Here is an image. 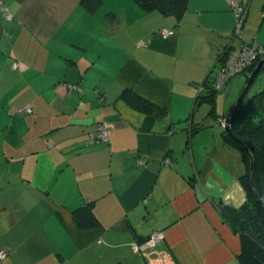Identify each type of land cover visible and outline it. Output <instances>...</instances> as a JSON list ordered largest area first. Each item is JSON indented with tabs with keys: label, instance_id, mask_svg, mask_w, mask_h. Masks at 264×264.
<instances>
[{
	"label": "crops",
	"instance_id": "obj_1",
	"mask_svg": "<svg viewBox=\"0 0 264 264\" xmlns=\"http://www.w3.org/2000/svg\"><path fill=\"white\" fill-rule=\"evenodd\" d=\"M236 1L248 6L245 21H259L239 44L264 43V0ZM5 3L12 19L0 15L1 264H242L219 208L246 201V166L221 138L229 113L218 118V96L216 122L195 112L201 83L239 45L227 0H187L179 21L132 0H102L93 14L79 0ZM162 28L174 33L163 37ZM125 89L163 116L129 105ZM103 122L107 141L97 139ZM25 194L38 202L30 211ZM87 201L98 223L80 228L73 211ZM158 230L155 247L134 249Z\"/></svg>",
	"mask_w": 264,
	"mask_h": 264
},
{
	"label": "trees",
	"instance_id": "obj_2",
	"mask_svg": "<svg viewBox=\"0 0 264 264\" xmlns=\"http://www.w3.org/2000/svg\"><path fill=\"white\" fill-rule=\"evenodd\" d=\"M132 1H134L141 9L145 11L158 10L163 15L173 16L177 21L183 17L187 6V0ZM79 3L88 13L93 14L101 7L102 0H79ZM106 17L110 20H113L115 15L111 12H108L106 13ZM262 17H264V12ZM228 50H225L219 57L218 62L220 65H215L213 68H211L201 83V90L197 94L195 100L197 105L201 102L209 103V112L211 113L214 112L215 98L219 92V90L215 89L214 87L216 73L224 66ZM258 60L259 59L257 58L246 69V71L242 73L245 77V84L251 78V72ZM262 67H264V64L259 68V70ZM259 70L256 72V74L259 72ZM256 74L251 78V82L254 80ZM121 97L124 98L125 101L129 103V105L140 112L153 114L157 117H162L164 114L162 108L156 106L145 98L136 95L129 89L123 90ZM230 128L232 134L241 140L252 154L254 182L260 193L261 212L264 217V88L253 93L246 103H243L242 100L240 101L233 116ZM199 129V127H194L193 132H197ZM221 138L225 144L236 148L242 155L246 170L239 179L245 191L246 201L239 208L228 205L221 206L219 208V214L224 221L231 225L232 229L238 236L240 247L237 257L239 261L242 264H264V224L261 223L256 212L253 189L250 183V160L248 152L244 147L233 140L225 132V130L222 131ZM164 161L169 162L168 159H165ZM73 216L75 222L80 228L95 226L98 223L92 211L91 201H87L85 206L76 208L73 211ZM154 232L162 231L158 230ZM150 235L144 236V238L139 240V245L145 243Z\"/></svg>",
	"mask_w": 264,
	"mask_h": 264
},
{
	"label": "built area",
	"instance_id": "obj_3",
	"mask_svg": "<svg viewBox=\"0 0 264 264\" xmlns=\"http://www.w3.org/2000/svg\"><path fill=\"white\" fill-rule=\"evenodd\" d=\"M231 10L235 16V24L233 27V36H239L245 17L247 14V5L236 0H227ZM0 15L7 20L12 19V14L9 11L5 0H0ZM173 30L162 28L160 34L163 37H168L172 35ZM143 44V42H139ZM264 55V43H259L255 40L249 43H241L238 48H231L227 51L226 59L224 66L219 69L216 73L214 87L217 90L220 88L235 74H242L246 69L258 58L260 59ZM13 68L17 67V62L13 63ZM201 90V87L199 88ZM224 125V122H222ZM108 122L100 123L98 128V140L106 141L107 140V131L110 128ZM163 238L162 232H153L149 236L148 240L145 243L140 245H134L135 250H144L146 248L154 247L161 239ZM8 251L5 249L0 250V264L7 257Z\"/></svg>",
	"mask_w": 264,
	"mask_h": 264
},
{
	"label": "rangeland",
	"instance_id": "obj_4",
	"mask_svg": "<svg viewBox=\"0 0 264 264\" xmlns=\"http://www.w3.org/2000/svg\"><path fill=\"white\" fill-rule=\"evenodd\" d=\"M258 23H259L258 20L257 21L255 20V22H251V17H250V19H248V21H245L243 28L241 29L240 35L234 36V37L232 36L233 34L231 35L235 39V46L240 43L241 39H244V40L248 39L249 35L252 34L256 30V28L258 27ZM239 46H240V44L238 46H236V48H238ZM244 86H245L244 75L243 74H235L220 88L219 92L217 93L218 102H219L218 103L219 104V107H218L219 108V112H218L219 117L218 118H221L222 115L226 116V114L229 113L230 104L231 103H233V105L235 104V102H236V100H237V98H238V96H239V94H240V92ZM263 88H264V67H262L259 70V72L256 74L254 80L249 85L247 91L245 92L244 96L242 97V102L246 103L253 93L260 91ZM228 94H230V95L228 97V101L226 102L225 98ZM215 101H216V98H215ZM209 110H210V104L207 102H201L200 104H198L195 112H196L197 117H199L201 115H202V117H204L205 115L206 116L208 115V116L212 117L214 119V121L216 122V119H217V115H215L216 112L212 116L210 114ZM214 121H213V123H214ZM219 123H220V121H219Z\"/></svg>",
	"mask_w": 264,
	"mask_h": 264
},
{
	"label": "water",
	"instance_id": "obj_5",
	"mask_svg": "<svg viewBox=\"0 0 264 264\" xmlns=\"http://www.w3.org/2000/svg\"><path fill=\"white\" fill-rule=\"evenodd\" d=\"M263 63H264V55L258 60L257 64L253 68V70L251 72V78L256 74V72L259 70V68L261 67V65ZM251 78L247 81V83L245 84V86L241 90V92H240V94H239V96H238V98H237V100H236L231 112H229V114L224 119L223 130H225V132L233 140H235L239 145L244 147L246 149V151L248 152V156H249V160H250V183H251V186H252V189H253V196H254L256 212L258 214L259 220L261 221L262 224H264V217H263L262 212H261V197H260L259 190L257 189V187L255 185V182H254V171H253V157H252V154L250 153L249 149L245 146V144L232 134L231 128H230L233 116H234V114L236 112V109H237L240 101L242 100V97H243L248 85L251 83V80H252Z\"/></svg>",
	"mask_w": 264,
	"mask_h": 264
},
{
	"label": "clouds",
	"instance_id": "obj_6",
	"mask_svg": "<svg viewBox=\"0 0 264 264\" xmlns=\"http://www.w3.org/2000/svg\"><path fill=\"white\" fill-rule=\"evenodd\" d=\"M247 11H248V6H247ZM247 16V14H246ZM246 20V17H245ZM245 22V21H244ZM244 25V24H243ZM233 36V35H232ZM234 37V36H233ZM234 47H230L228 49H231ZM227 49V50H228ZM201 87V86H200ZM222 122H224V120H222ZM222 127H224V125H222ZM167 162V161H165ZM37 200L30 194H25L22 198H21V205L23 206V208L27 211H30L33 207H35L37 205Z\"/></svg>",
	"mask_w": 264,
	"mask_h": 264
},
{
	"label": "flooded vegetation",
	"instance_id": "obj_7",
	"mask_svg": "<svg viewBox=\"0 0 264 264\" xmlns=\"http://www.w3.org/2000/svg\"><path fill=\"white\" fill-rule=\"evenodd\" d=\"M245 4V3H244ZM247 5V4H246Z\"/></svg>",
	"mask_w": 264,
	"mask_h": 264
},
{
	"label": "bare ground",
	"instance_id": "obj_8",
	"mask_svg": "<svg viewBox=\"0 0 264 264\" xmlns=\"http://www.w3.org/2000/svg\"><path fill=\"white\" fill-rule=\"evenodd\" d=\"M162 36V35H161Z\"/></svg>",
	"mask_w": 264,
	"mask_h": 264
}]
</instances>
